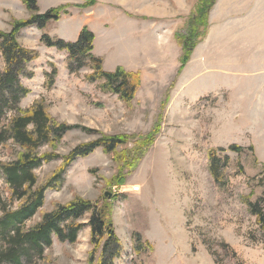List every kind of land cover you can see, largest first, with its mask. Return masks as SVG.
I'll list each match as a JSON object with an SVG mask.
<instances>
[{
	"label": "rangeland",
	"instance_id": "374dc122",
	"mask_svg": "<svg viewBox=\"0 0 264 264\" xmlns=\"http://www.w3.org/2000/svg\"><path fill=\"white\" fill-rule=\"evenodd\" d=\"M95 1L89 7L84 0L38 1L40 13L66 5L69 9L44 30L32 26L18 36L23 47L39 54L21 78L30 90L21 108L45 100L56 120L97 132H69L58 147L62 156L101 134L146 136L160 118L161 130L123 186L107 184L119 171L113 155L98 149L76 160L62 189L48 190L44 207L28 226L56 203L82 197L100 209L111 207L112 224L124 248L116 264H264L260 225L248 207L251 202L264 208V70L253 72L255 77L234 89L210 92L203 45L196 51L204 39L181 70L179 36L186 34L201 0ZM260 9L263 15L264 4ZM31 14L25 5L0 0V30L10 32L14 21ZM263 21L254 24L262 36ZM85 27L95 35L93 54L103 59L105 71L121 67L140 72L141 87L131 103L105 92L101 81L89 82L91 68L72 73L69 54L42 42L43 35L76 42ZM4 67L1 59L0 71ZM54 71L55 81L48 87V75ZM232 145L243 151H230ZM133 147L131 142L119 150ZM211 149H224L218 156L229 158L223 162L224 186L217 185L209 171ZM19 151L12 142L0 145V161L15 160ZM62 164L60 159L37 169L39 181L50 178ZM0 200L12 203L1 174ZM89 219L90 214L82 222ZM136 234L143 239L141 251L135 246ZM92 250L86 226L74 244L55 237L53 246L33 264H89Z\"/></svg>",
	"mask_w": 264,
	"mask_h": 264
},
{
	"label": "trees",
	"instance_id": "16d2710c",
	"mask_svg": "<svg viewBox=\"0 0 264 264\" xmlns=\"http://www.w3.org/2000/svg\"><path fill=\"white\" fill-rule=\"evenodd\" d=\"M30 10L31 17L27 20L14 21L12 30H0V60L5 67L0 71V145L12 142L20 148L15 160L0 161V174L10 187L12 203L0 200V264H33L36 258H42L47 249L51 248L54 238L61 242L76 243L78 234L86 227L91 229L93 250L89 264H116L123 244L112 227V210L105 204L99 208L91 200L77 197L72 201L56 203L54 209L42 212L35 224L28 226L37 213L44 207L48 190L60 191L65 184L66 175L71 165L79 158L92 155L102 149L106 154L113 155L118 166V173L107 180L108 186H123L127 175L135 171L150 147L154 145L161 130L159 119L153 131L146 136H101L92 142L80 144L68 155L58 152L59 144L69 132L80 129L86 133H97L81 126H72L56 120L49 112L45 100L36 101L27 109L21 108L23 98L30 90L21 83V78L28 74V64L37 60V51L23 47L19 42L22 30L36 26L44 30L51 22H57L63 14L68 13L69 6L50 9L40 13L37 0H21ZM84 7L95 4V0H84ZM217 0H201L191 18L186 34L179 36V43L184 54L181 58L182 68L190 61L197 45L205 38L209 28L210 12ZM95 35L85 27L76 42L53 40L43 35L42 42L59 51L69 54L68 66L72 73L89 67L92 74L86 79L89 82H102V89L118 95L124 102L131 103L141 87L140 72H128L119 67L114 72L105 71L103 59L96 57L94 51ZM54 75H48V87L55 81ZM11 117L8 118V114ZM134 142L132 149L120 151V147ZM49 150L42 152L43 148ZM230 151L240 153L243 148L238 145L229 147ZM224 149L209 150V171L217 185L224 186L222 173L223 162L229 160L218 156ZM62 159V166L47 180L40 182L36 170L46 163ZM127 172V173H126ZM120 196L115 195V198ZM18 202L14 207L13 203ZM250 212L257 217L264 243V208L260 203H248ZM90 214L88 223L82 222ZM138 251L143 248L140 234L134 236ZM147 245H150L147 243ZM98 255V256H97Z\"/></svg>",
	"mask_w": 264,
	"mask_h": 264
},
{
	"label": "crops",
	"instance_id": "0c3cea01",
	"mask_svg": "<svg viewBox=\"0 0 264 264\" xmlns=\"http://www.w3.org/2000/svg\"><path fill=\"white\" fill-rule=\"evenodd\" d=\"M13 3L24 5L21 0ZM262 4L264 0H217L204 41L196 50L203 45L205 68L211 74L210 92L234 89L255 77L253 72L264 70V35L257 34L261 28L254 25L264 20V14L259 15Z\"/></svg>",
	"mask_w": 264,
	"mask_h": 264
},
{
	"label": "water",
	"instance_id": "95a60500",
	"mask_svg": "<svg viewBox=\"0 0 264 264\" xmlns=\"http://www.w3.org/2000/svg\"><path fill=\"white\" fill-rule=\"evenodd\" d=\"M111 226L113 227V224Z\"/></svg>",
	"mask_w": 264,
	"mask_h": 264
}]
</instances>
